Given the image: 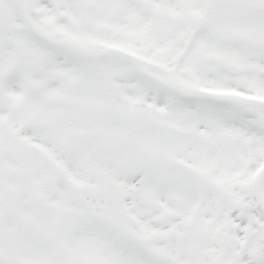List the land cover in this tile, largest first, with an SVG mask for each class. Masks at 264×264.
<instances>
[{"label": "snow or ice", "instance_id": "1", "mask_svg": "<svg viewBox=\"0 0 264 264\" xmlns=\"http://www.w3.org/2000/svg\"><path fill=\"white\" fill-rule=\"evenodd\" d=\"M0 264H264V0H0Z\"/></svg>", "mask_w": 264, "mask_h": 264}]
</instances>
